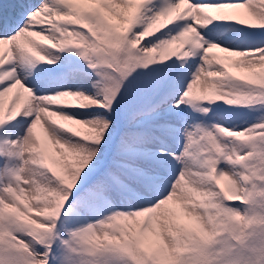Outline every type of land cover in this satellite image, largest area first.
<instances>
[{
	"label": "snow or ice",
	"instance_id": "obj_1",
	"mask_svg": "<svg viewBox=\"0 0 264 264\" xmlns=\"http://www.w3.org/2000/svg\"><path fill=\"white\" fill-rule=\"evenodd\" d=\"M215 23L264 0H0V264H264V114L207 119L264 113V39Z\"/></svg>",
	"mask_w": 264,
	"mask_h": 264
},
{
	"label": "bare ground",
	"instance_id": "obj_2",
	"mask_svg": "<svg viewBox=\"0 0 264 264\" xmlns=\"http://www.w3.org/2000/svg\"><path fill=\"white\" fill-rule=\"evenodd\" d=\"M39 0H33V4H38ZM209 36L207 38L215 40L216 42H220L221 40L224 41V46L228 45H252L254 43L259 42L261 39H264V36H262L257 30L248 29L244 26L235 25L231 23H215L214 26H209V29H206ZM53 58H55V55L53 53H49ZM41 68H50L53 66L49 65H40ZM194 68V64H193ZM75 69V64L71 63L70 61H65L62 70L68 73L69 80L71 84H78L80 81H73L71 80L72 71ZM192 68H189V71H191ZM23 75V73H21ZM187 77H185L184 82L186 83ZM26 84H28L29 87H31V83L28 81H25ZM69 86V85H66ZM199 87V86H198ZM87 91L91 92L90 88L86 89ZM10 94V93H9ZM6 94V95H9ZM19 103V101H17ZM75 111V110H74ZM87 114V113H84ZM227 116V115H226ZM189 122H191V117L187 118ZM27 120H22L21 118H17L16 121L10 122V127L13 129H18L20 132H23L24 127L26 126ZM239 206V205H237Z\"/></svg>",
	"mask_w": 264,
	"mask_h": 264
},
{
	"label": "rangeland",
	"instance_id": "obj_3",
	"mask_svg": "<svg viewBox=\"0 0 264 264\" xmlns=\"http://www.w3.org/2000/svg\"><path fill=\"white\" fill-rule=\"evenodd\" d=\"M217 105L222 107L217 110ZM217 105L213 107V111L207 119L229 129L246 128L248 125L256 122V120L264 114L256 109L227 106L222 103H218ZM20 133L22 134L23 132Z\"/></svg>",
	"mask_w": 264,
	"mask_h": 264
}]
</instances>
